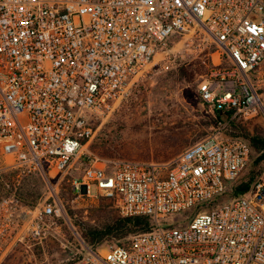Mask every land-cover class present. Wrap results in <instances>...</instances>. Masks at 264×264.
Instances as JSON below:
<instances>
[{"label": "built area", "instance_id": "obj_1", "mask_svg": "<svg viewBox=\"0 0 264 264\" xmlns=\"http://www.w3.org/2000/svg\"><path fill=\"white\" fill-rule=\"evenodd\" d=\"M181 35L217 46L204 104L229 119L264 109L252 77L264 62V0H0V160L16 183L37 174L47 189L35 206L0 195V264L22 222L37 230L44 217H68L67 173L72 202L104 195L123 217L155 224L129 247L83 242L73 264H264V178L187 223L164 222L227 190L251 160L244 138L217 131L169 162L82 159L95 119Z\"/></svg>", "mask_w": 264, "mask_h": 264}, {"label": "rangeland", "instance_id": "obj_2", "mask_svg": "<svg viewBox=\"0 0 264 264\" xmlns=\"http://www.w3.org/2000/svg\"><path fill=\"white\" fill-rule=\"evenodd\" d=\"M216 49L217 46L208 40L199 41L183 35L172 37L156 54L148 72L130 84L115 109L95 119L96 134L82 149V159L85 153H92L110 160L169 162L211 133L221 131L229 136L227 126L232 120L250 131L264 128V109L213 125L214 112L202 102L199 84L212 64V53ZM252 77L264 98V62L253 71ZM259 155L254 150L250 164L237 178L236 185L264 178V160L253 168ZM3 166L0 160V173L6 171ZM7 177L16 181L13 173H8ZM70 177L67 173L58 178L60 197L68 217H44L38 221L37 230L32 229L30 221L22 222L6 247L2 264H73L82 254L84 227L100 223L92 217V209L100 204L102 197L105 202L112 203L117 215L122 216L104 195L72 202ZM16 184H21L22 194L33 192L37 203L47 196L46 183L40 176L28 175ZM236 196L228 193L218 204ZM185 217L177 214L164 222L184 224L188 221ZM119 244V240L111 239L100 247Z\"/></svg>", "mask_w": 264, "mask_h": 264}, {"label": "trees", "instance_id": "obj_3", "mask_svg": "<svg viewBox=\"0 0 264 264\" xmlns=\"http://www.w3.org/2000/svg\"><path fill=\"white\" fill-rule=\"evenodd\" d=\"M228 118L229 115H224L222 112L216 110L214 111L213 125H217L219 121H224ZM227 133L229 134L228 137H241L249 142L252 148L251 160L254 150L260 153L257 160H255L253 163V168H256V166L260 164V160H264V128L256 127L253 131H250L245 125L236 120H232L227 126ZM8 173H13L14 178L17 176L16 171L6 170L0 173V195L4 196L15 194L25 204L35 206L37 204V199L35 198L34 193H20L21 184L17 185L15 180L12 181V179H9L7 177ZM24 177L22 178V180L24 179ZM237 180L238 179L231 182L227 190L221 195L216 196L215 198L201 206L195 207L189 211L182 213V215H185V218L190 221L200 209L213 207L214 205L218 204V202H220V199H222V197L228 193H232L235 195L245 194L251 189L255 181H257L258 179L254 181L242 182L241 184L236 185L235 182ZM104 199L105 197H102L100 204L92 209V217H96L98 220H100V223L97 225L87 224L82 232L84 242L91 245L93 248H99L101 245L111 239L119 240L120 246L129 247L133 235L143 232H149L155 228L154 220L151 216H119L115 213L113 207H111L112 203H107L104 201ZM110 200L113 202L112 199ZM175 222L178 223L179 221ZM123 241H126V243H123Z\"/></svg>", "mask_w": 264, "mask_h": 264}]
</instances>
